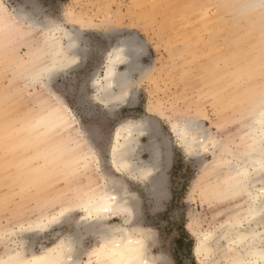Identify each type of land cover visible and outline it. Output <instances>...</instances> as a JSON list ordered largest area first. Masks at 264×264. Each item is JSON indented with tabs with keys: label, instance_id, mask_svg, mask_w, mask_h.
Returning <instances> with one entry per match:
<instances>
[{
	"label": "rangeland",
	"instance_id": "obj_1",
	"mask_svg": "<svg viewBox=\"0 0 264 264\" xmlns=\"http://www.w3.org/2000/svg\"><path fill=\"white\" fill-rule=\"evenodd\" d=\"M38 7L63 22L61 34L77 37L76 63L49 79L38 73L52 64L53 42L58 44V38L65 44L66 38L59 30L30 26ZM129 33L144 46L143 71L127 101L107 105L99 82L115 48L113 37ZM125 69L119 65L117 72ZM53 94L72 111L71 125L57 126L48 117V108L56 106ZM262 95L264 8L259 0H0V230L19 232L21 224L75 201V191L87 179L81 155L69 149L70 137L79 130L93 148L102 138L109 182L126 186L140 206L142 229L151 235L149 253L158 261L231 264L234 252L224 250L223 238L213 243L209 258L193 254L198 231L216 230L220 236V225L243 204L242 197L221 195L228 170L218 165L226 156L221 148L209 147L188 157L170 120L199 117L223 148L242 155ZM143 117L157 122L163 143L157 197L149 182L119 175L109 164L115 130ZM138 144L143 147L133 162L149 163L148 138L140 137ZM68 231L57 228L23 238L39 252ZM12 244L0 241V255Z\"/></svg>",
	"mask_w": 264,
	"mask_h": 264
},
{
	"label": "snow or ice",
	"instance_id": "obj_2",
	"mask_svg": "<svg viewBox=\"0 0 264 264\" xmlns=\"http://www.w3.org/2000/svg\"><path fill=\"white\" fill-rule=\"evenodd\" d=\"M39 4V0H37ZM260 7L264 8V0H259ZM67 15V13H65ZM39 27L49 32L63 29V22L57 17H50L45 9L37 8V19L30 25ZM115 47L121 54L120 63L126 66V72L121 77L123 91L116 100L127 101L134 91L135 77L143 71L140 58L144 54V46L134 34H117ZM69 53L59 67L67 68L76 61ZM111 56V54H110ZM109 72L113 69V62L109 59ZM49 74L50 69H46ZM44 71L38 73L41 77ZM258 123L261 126V135L258 140L246 146V151L241 158L234 155L233 161L228 162V171L224 173L223 185L225 191L222 196L242 197L244 211H236L230 216L221 228L231 235L241 237L245 241H251L252 246L258 248L260 261H254L241 253L234 258L231 264H264V231H256L253 225L264 227V95L259 101ZM178 144L184 149L185 154L192 158L200 155V150L205 142V129L201 119L196 116H187L178 122ZM130 128L135 133L148 138L147 147L152 150L154 158L163 155V143L157 136V122L149 117H143L139 123L132 122ZM177 125H173L176 131ZM155 137L156 142H153ZM93 154L96 157L97 168L104 176L103 191L98 196L89 197L86 204L82 203L79 210L87 213L79 218L72 214L78 209L72 204L65 205L58 214L42 217L38 221L30 223L27 228H21L20 232H4L0 234V240L12 239L20 241L22 233H54L57 228H67L66 236L58 237L52 247L43 248L39 253L29 254L27 250L21 256L10 258L9 264H166L164 261H149L145 255V237L141 236L135 241L134 247L121 243L125 236L132 235L138 229H142L141 208L130 198L129 190L124 185H117L115 181L109 183L111 172L103 168L102 138L98 137L94 142ZM212 143H215L214 141ZM199 146V147H198ZM206 151V149H205ZM243 160V164L240 160ZM195 162V161H193ZM218 167H223V161ZM117 167V171H119ZM150 175V171H144L137 178ZM257 184L259 187L257 188ZM110 217L120 218L119 222H110ZM74 228V230H73ZM119 237V240L117 239ZM259 241L258 245L256 241ZM19 246V245H18ZM87 257V260L84 259ZM0 264H4L0 261Z\"/></svg>",
	"mask_w": 264,
	"mask_h": 264
},
{
	"label": "bare ground",
	"instance_id": "obj_3",
	"mask_svg": "<svg viewBox=\"0 0 264 264\" xmlns=\"http://www.w3.org/2000/svg\"><path fill=\"white\" fill-rule=\"evenodd\" d=\"M204 12H206V11H204ZM59 32H60V30H59ZM59 34H61V32ZM61 35L63 36V38H66L65 39L66 43L64 44L62 42L63 43L62 44L58 38L56 39L58 41V44L55 41L53 42V44H56V46L54 45L56 48L55 52H54V59L52 61V64L46 68V69L51 70L50 74L47 71H45L46 69H44V72H45L44 76L48 79H49V77H51L53 75V73L57 74L55 72H58V70L61 69L59 67L60 63L64 59L67 58L69 53H72L73 54L72 59L77 61L76 59L78 57V52L75 50L76 45H77V37L74 35H71L68 32H65V31L62 32ZM110 54H111V56H110ZM110 54L108 55V58L106 61L105 74H104V76L101 77V81L99 82L100 92H101L100 93L101 94L100 99L102 101H104L107 105H112V104L114 105V104H117L119 102H123V101L118 102L116 100V97H118L121 94V92L123 91L120 81H121V77L123 76V74L126 72L127 69H125L121 73L117 72L118 66L124 65V64L119 62L118 58L120 57L121 54L118 52L116 47L113 48V50L111 51ZM110 58H111L113 65H114L111 72H109V70H108L109 69V63L108 62H109ZM52 97H53V99H52L53 101L51 99L50 100L52 102H55L56 106H52L50 109L48 108V114H47L48 117L51 120H53L57 124V126H62L64 124H70L71 125L73 122H75L74 115H73L72 111L70 110V108L67 107L56 95L53 94ZM258 112H259V107H257V109H256V114L254 117L253 124L249 125V130L247 132L249 139H250V143H252L253 140H258L260 135H261V126L258 123V118H259ZM185 117H187V116H178V117L175 116L173 118V120H170V127L172 130V133L175 135V137L177 139H178V133L180 131V128L178 126V122L182 121ZM173 125H177L176 131H173ZM74 132H75V130H74ZM205 136H206L205 142H204V145L201 148L200 152L208 151L209 147H211L213 150L221 148L222 150H220V151L223 154H225V156H226L225 160L223 161V164L226 165L227 170L229 167L228 162L233 161L234 155L236 158H241L243 156V153H242V155H240V154L236 153V151L234 152L231 149H228L229 147L223 148V146H221V143L218 140H216L214 137H212L208 133V131H206V130H205ZM140 137H144V136H140V135L136 134L135 129L130 128V124H126V125H122V126L118 127L115 130V132L113 133L112 143H111V146H110L109 152H108L109 164H110L111 169L119 175L139 177L143 174L144 171H150V175L144 176L142 179L141 178H139V179H141L142 181H147V183L149 182L150 183L149 185L152 189L151 191H153V193L157 197L158 194L161 193L160 192V188H161L160 186L162 185V183H161L162 180H160L159 174H158V176L156 174V173H160V172H158V170H159V167L161 164L160 163L161 158L160 157L154 158L153 154H152V150L149 149L148 147L146 149V145H145V148H144L145 151L147 150V152H149V154H150L149 163H147V164L141 163L140 165H136L133 162V158H136L138 156L139 152H141V150H142V149L140 150V148L143 147V146H140L138 144V139ZM69 141H70L69 149H71L72 152L74 154H76L77 156L81 155V161L83 162L82 163V170H83V173L87 174L85 187L84 188H77V190L74 193V198H73V200H75V201H72V200L65 201L63 203V205H61V207L59 209H57L55 212H53L51 214H43V215L35 218L32 221H28L26 223L21 224V226H19V232H20L21 228H27V226L30 223L36 222L42 217H47V216H50L53 214H58L59 211L65 205H68V204H72L73 207H76L78 209L73 214L78 213V214H80V216L86 215L87 213L79 210L80 205L82 203L86 204L89 197L98 196L99 194L102 193L103 186H104V176L100 172L96 176H94L92 174L93 170L94 171L97 170L96 157L93 154L94 148L91 146L87 137L79 130L77 133L72 134ZM213 141L215 143H212ZM153 142L154 143L156 142L154 140V138H153ZM205 149H206V151H205ZM81 151H83V152L80 153ZM240 163L243 164L242 159L240 160ZM117 167H119V169H120L119 171H117ZM109 183L111 185V182H109ZM258 187H259V185L257 184V188ZM58 203L59 202L57 201V204ZM237 211H240L241 213H243L244 208L239 207ZM117 218L118 217H110L109 220H114ZM221 225H223V223ZM253 228H255L256 231H258V232L264 231V227H261L260 225H253ZM4 232H11V231L10 230H4V229L0 230V234H3ZM27 234H35V233H33L31 231H25L22 233V236H25ZM141 234L145 237L144 244H145L146 259L149 261H158L157 258H155L151 253H149V245H150L149 241L151 240V235L146 230L138 229L132 235H130V236L126 235L124 240L121 241V243L127 244L128 241L131 240L132 244L129 245V247H134L135 241L141 236ZM66 235H63V236H66ZM63 236H60V237L62 238ZM196 237H197L196 238L197 242H196V245L193 249V254L196 257H199L201 259L202 258H206V259L209 258L215 251L213 243L216 242L218 240V238H223L225 240L224 250H230V251L232 250L234 252V254L232 255V259L237 258L241 253H243L249 259H252V260L257 261V262L260 261L258 248L253 247L252 242L250 240L245 241L241 237L234 236V235H231L230 233H227L226 230H223L221 232L220 236L217 235L216 230L210 229V230H205L202 232L198 231ZM117 239L119 240V237H117ZM25 240H26L25 238H23L20 241H17L15 239L0 240L1 242L14 243V244H12V246H15L12 248H11V246H5V251L2 252V254L0 255V261H3L4 264H9L10 258L17 256V254L22 256L26 250L29 254L33 253L34 252L32 250L33 248L31 249V247H30V245L32 246L33 243L28 245V242L31 241L30 238H29V241L27 243H25L27 241V240L26 241ZM256 243L258 245L259 241L257 240ZM9 245H11V244H9ZM53 245L54 244L49 246V248L52 247ZM39 252H36V253H39ZM227 252H229V251H227Z\"/></svg>",
	"mask_w": 264,
	"mask_h": 264
}]
</instances>
